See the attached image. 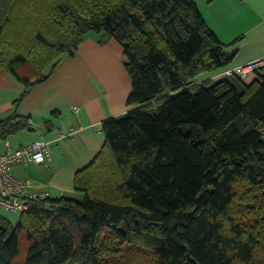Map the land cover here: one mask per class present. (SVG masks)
<instances>
[{"label": "trees", "instance_id": "1", "mask_svg": "<svg viewBox=\"0 0 264 264\" xmlns=\"http://www.w3.org/2000/svg\"><path fill=\"white\" fill-rule=\"evenodd\" d=\"M91 32L123 48L129 110L102 123L82 200L0 216V264H264V65L224 75L235 54L192 0H0L17 109ZM29 120H0V139Z\"/></svg>", "mask_w": 264, "mask_h": 264}, {"label": "crops", "instance_id": "2", "mask_svg": "<svg viewBox=\"0 0 264 264\" xmlns=\"http://www.w3.org/2000/svg\"><path fill=\"white\" fill-rule=\"evenodd\" d=\"M210 29L234 60L224 75L241 66L264 61V0H192ZM83 41L94 61L78 52L67 56L44 83L34 87L18 109L14 102L24 88L5 69L0 67V120L15 111L29 116V128L0 139V155L15 152L35 142H48L50 156L45 164L16 165L13 177L32 181L35 189L48 192L51 199L82 200L75 190V178L98 156L105 145L102 123L123 116L129 108L127 99L132 82L110 76L106 56L117 55L125 64L123 48L112 38L100 46L98 38ZM79 52V53H80ZM104 71L99 76L96 68ZM108 73V74H107ZM203 78L209 79L210 75Z\"/></svg>", "mask_w": 264, "mask_h": 264}, {"label": "built area", "instance_id": "3", "mask_svg": "<svg viewBox=\"0 0 264 264\" xmlns=\"http://www.w3.org/2000/svg\"><path fill=\"white\" fill-rule=\"evenodd\" d=\"M263 65L264 61L249 63L227 74L236 73L245 78ZM49 145L50 143L44 141L35 142L15 152L9 151L0 155V209L22 214L29 210L31 202L50 198L48 192L35 189L32 181L17 180L11 173L16 165L45 164L50 156Z\"/></svg>", "mask_w": 264, "mask_h": 264}, {"label": "rangeland", "instance_id": "4", "mask_svg": "<svg viewBox=\"0 0 264 264\" xmlns=\"http://www.w3.org/2000/svg\"><path fill=\"white\" fill-rule=\"evenodd\" d=\"M93 36H95V37L98 38V42H99V45L100 46H104V44H105V40L104 39L106 37L102 33L101 34H97L95 32H91V33H89L88 35L85 36L84 41L86 39L92 38ZM77 52H78V54H82V56L84 58L90 59L91 61H94L97 57H99V54L98 53H95V54H93L91 56L89 54V52L86 50V48H84V50L81 51V52H80V49H78ZM105 60H106V62L109 65L108 73H110V76H112V77L114 76V77H116V78H118L120 80H122L125 76H127V79H129V82L131 84V78H130V75H129L127 69H126V66L122 62H121V65L119 64L117 55L116 56L115 55L106 56ZM96 70H97L99 76H101L102 78L105 77L104 71L103 72L102 71L100 72V70L98 68H96ZM44 71H45L44 74H49L51 72V69H49V68L47 70L44 69ZM131 92H132V87H131ZM131 92H130V94H131ZM129 97H130V95H129ZM129 97H128V99H129ZM128 99H127V102H128ZM127 107H128V105H127ZM0 216L6 218L13 225H16L18 223V221L20 220V217H21V215L18 214V213L8 212V211L1 210V209H0ZM250 225H251V222H250ZM23 241H26V240H24V237H23ZM258 254H259V251L257 253V256H258ZM261 257H262L261 254H259L258 259H261Z\"/></svg>", "mask_w": 264, "mask_h": 264}, {"label": "water", "instance_id": "5", "mask_svg": "<svg viewBox=\"0 0 264 264\" xmlns=\"http://www.w3.org/2000/svg\"><path fill=\"white\" fill-rule=\"evenodd\" d=\"M189 261H192V262L194 263V260H193V259H191V258H189Z\"/></svg>", "mask_w": 264, "mask_h": 264}]
</instances>
